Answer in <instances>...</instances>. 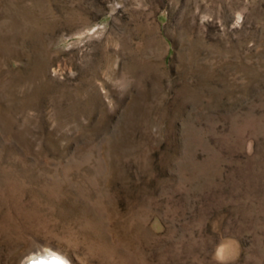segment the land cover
I'll return each mask as SVG.
<instances>
[{"label": "rangeland", "instance_id": "1", "mask_svg": "<svg viewBox=\"0 0 264 264\" xmlns=\"http://www.w3.org/2000/svg\"><path fill=\"white\" fill-rule=\"evenodd\" d=\"M44 254L264 264V0H0V264Z\"/></svg>", "mask_w": 264, "mask_h": 264}, {"label": "water", "instance_id": "2", "mask_svg": "<svg viewBox=\"0 0 264 264\" xmlns=\"http://www.w3.org/2000/svg\"><path fill=\"white\" fill-rule=\"evenodd\" d=\"M33 264H64V263L58 261L56 258H54V259L52 258V259H49V260H46V261L37 260Z\"/></svg>", "mask_w": 264, "mask_h": 264}, {"label": "bare ground", "instance_id": "3", "mask_svg": "<svg viewBox=\"0 0 264 264\" xmlns=\"http://www.w3.org/2000/svg\"><path fill=\"white\" fill-rule=\"evenodd\" d=\"M40 256V255H39ZM33 258V257H32ZM31 258V259H32ZM36 258V257H35ZM53 257H50V256H48V255H46V254H44V255H41L40 257H39V260H41V261H46V260H49V259H52ZM54 259V258H53ZM65 258H63V260H64ZM30 260V259H29ZM33 260V259H32ZM31 261V260H30ZM37 261V260H36ZM35 261V262H36ZM26 262V261H25ZM27 263V262H26ZM43 263V262H42ZM68 263V262H67ZM69 264V263H68Z\"/></svg>", "mask_w": 264, "mask_h": 264}]
</instances>
